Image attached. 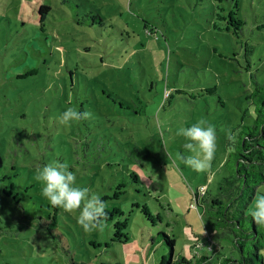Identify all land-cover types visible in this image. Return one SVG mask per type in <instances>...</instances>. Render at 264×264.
<instances>
[{
    "label": "rangeland",
    "instance_id": "374dc122",
    "mask_svg": "<svg viewBox=\"0 0 264 264\" xmlns=\"http://www.w3.org/2000/svg\"><path fill=\"white\" fill-rule=\"evenodd\" d=\"M39 1L52 7L41 23ZM262 86L264 0H0V264H159L164 233L180 264L236 257L202 185L210 196L229 173ZM69 107L93 116L65 127ZM201 120L217 151L197 173L176 129ZM53 161L105 202L98 230L42 196L36 173Z\"/></svg>",
    "mask_w": 264,
    "mask_h": 264
},
{
    "label": "trees",
    "instance_id": "16d2710c",
    "mask_svg": "<svg viewBox=\"0 0 264 264\" xmlns=\"http://www.w3.org/2000/svg\"><path fill=\"white\" fill-rule=\"evenodd\" d=\"M51 9V5L39 1L34 8L32 7L30 13L34 14L41 23L48 17ZM242 23L240 18H236L234 25L239 24L240 26L235 28L239 29ZM256 94L254 90L253 97ZM260 96L261 101L257 106L254 123L242 125L237 133L238 137L234 141L236 149L226 163L229 173L218 182L217 192L210 196L207 192L205 195L208 187L203 184L206 189L201 196H204V208L209 217V225L213 228L212 232L220 234L221 231L220 235H229L233 249L238 252L236 257L224 256L221 264L264 263L262 254L264 226L258 225L250 212L248 213L249 205L258 193V188L264 183V94ZM2 164L0 154V167ZM116 237L119 240L127 239L125 234L116 235ZM210 239L214 242L212 236ZM164 240L170 256L163 255L159 264H175L176 262L180 264L181 260L188 261L183 256H178L173 261L175 239L164 233ZM204 245L206 247L205 243L200 247ZM207 249H213V245H208ZM200 259L201 261H196L195 264H207L211 256L202 253Z\"/></svg>",
    "mask_w": 264,
    "mask_h": 264
},
{
    "label": "clouds",
    "instance_id": "9594fccd",
    "mask_svg": "<svg viewBox=\"0 0 264 264\" xmlns=\"http://www.w3.org/2000/svg\"><path fill=\"white\" fill-rule=\"evenodd\" d=\"M92 116L90 112H79L69 107L60 112L58 122L67 127L72 122ZM176 135L184 138L182 147L188 153L179 159L197 173L207 172L217 151L215 127L201 120L177 127ZM35 179L42 182L41 194L51 206L68 213L78 210L77 223L84 232L98 230L106 220L108 213L100 195L90 193L87 187L78 186L76 174L60 161L44 164L37 170ZM250 215L258 225L264 226V193L255 198Z\"/></svg>",
    "mask_w": 264,
    "mask_h": 264
},
{
    "label": "built area",
    "instance_id": "2783aa9c",
    "mask_svg": "<svg viewBox=\"0 0 264 264\" xmlns=\"http://www.w3.org/2000/svg\"><path fill=\"white\" fill-rule=\"evenodd\" d=\"M203 187H205L204 189H202V192H204V190L206 189V186L205 185H202ZM200 191H201V189H200Z\"/></svg>",
    "mask_w": 264,
    "mask_h": 264
},
{
    "label": "crops",
    "instance_id": "0c3cea01",
    "mask_svg": "<svg viewBox=\"0 0 264 264\" xmlns=\"http://www.w3.org/2000/svg\"><path fill=\"white\" fill-rule=\"evenodd\" d=\"M204 244V243H203ZM200 245H202V243H200ZM204 247H205V245H204Z\"/></svg>",
    "mask_w": 264,
    "mask_h": 264
}]
</instances>
